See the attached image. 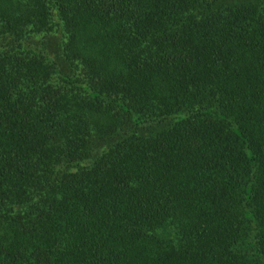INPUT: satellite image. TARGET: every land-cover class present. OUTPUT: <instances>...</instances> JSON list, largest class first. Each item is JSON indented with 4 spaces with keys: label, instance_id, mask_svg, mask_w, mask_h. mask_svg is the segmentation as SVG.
<instances>
[{
    "label": "trees",
    "instance_id": "obj_1",
    "mask_svg": "<svg viewBox=\"0 0 264 264\" xmlns=\"http://www.w3.org/2000/svg\"><path fill=\"white\" fill-rule=\"evenodd\" d=\"M0 264H264V0H0Z\"/></svg>",
    "mask_w": 264,
    "mask_h": 264
}]
</instances>
